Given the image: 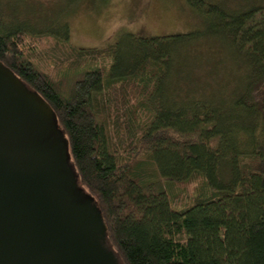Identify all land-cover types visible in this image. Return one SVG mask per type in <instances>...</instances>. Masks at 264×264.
<instances>
[{
	"label": "trees",
	"instance_id": "1",
	"mask_svg": "<svg viewBox=\"0 0 264 264\" xmlns=\"http://www.w3.org/2000/svg\"><path fill=\"white\" fill-rule=\"evenodd\" d=\"M7 1L0 62L54 111L117 263L264 264V0H186L199 29L126 33L100 63L69 44L66 23L29 26ZM47 41L94 59L53 73L30 56ZM116 86L113 144L102 111Z\"/></svg>",
	"mask_w": 264,
	"mask_h": 264
},
{
	"label": "water",
	"instance_id": "2",
	"mask_svg": "<svg viewBox=\"0 0 264 264\" xmlns=\"http://www.w3.org/2000/svg\"><path fill=\"white\" fill-rule=\"evenodd\" d=\"M47 102L0 62V264H118Z\"/></svg>",
	"mask_w": 264,
	"mask_h": 264
},
{
	"label": "rangeland",
	"instance_id": "3",
	"mask_svg": "<svg viewBox=\"0 0 264 264\" xmlns=\"http://www.w3.org/2000/svg\"><path fill=\"white\" fill-rule=\"evenodd\" d=\"M186 0H8L7 11L11 18H27L29 26L49 23L55 31L66 23L69 30V44L75 49L94 52L96 60L87 55L77 58L71 55L67 46L51 44L44 49L35 48L31 58L53 73H66L86 65L90 58L100 63L106 57L107 49H113L121 43L126 33L143 37H160L178 33H187L200 28L199 21L192 14ZM24 12L37 14L34 19ZM31 21V22H30ZM124 49V46L119 48ZM86 63V64H85ZM121 96L120 86L113 87L110 101L102 111L109 127V141L116 144L113 135L114 123L125 120V109L117 102ZM116 115V116H115ZM124 129V128H123ZM129 133V132H128ZM118 139V138H117ZM129 139L126 134L122 137ZM124 143V142H123ZM124 151V150H123ZM122 152V151H121ZM125 153V152H122ZM195 184H188L180 193L184 203L193 195ZM183 202V201H182Z\"/></svg>",
	"mask_w": 264,
	"mask_h": 264
}]
</instances>
